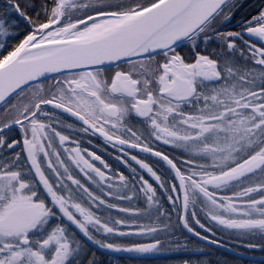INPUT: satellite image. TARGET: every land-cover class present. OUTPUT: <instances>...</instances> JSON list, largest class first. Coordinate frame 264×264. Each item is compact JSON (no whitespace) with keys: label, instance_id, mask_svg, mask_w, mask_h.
I'll return each instance as SVG.
<instances>
[{"label":"snow or ice","instance_id":"snow-or-ice-1","mask_svg":"<svg viewBox=\"0 0 264 264\" xmlns=\"http://www.w3.org/2000/svg\"><path fill=\"white\" fill-rule=\"evenodd\" d=\"M177 229L264 250V0H0V264Z\"/></svg>","mask_w":264,"mask_h":264},{"label":"flooded vegetation","instance_id":"flooded-vegetation-1","mask_svg":"<svg viewBox=\"0 0 264 264\" xmlns=\"http://www.w3.org/2000/svg\"><path fill=\"white\" fill-rule=\"evenodd\" d=\"M106 158L116 168H121V170H123L126 175L128 174V170L123 169L122 166L118 165L110 155L106 156ZM149 162H152V160ZM181 230L183 232L182 238H184L185 241L194 239L197 243L195 244L196 247L192 250H189L190 252L188 254H185L182 251L179 252V250L177 253H173L172 250L169 249L157 253L143 255L127 252H101V250L98 249L97 252L99 255H101L103 264H182L184 260L188 259H190L193 264H195L196 261L203 260L209 261L210 264H264V250L260 248L249 249L240 243H232L231 239H235V237L230 239L228 235H224L223 242L226 246L219 247L216 245L207 244L204 241H199L196 237L192 236V234L187 233L186 230ZM217 238H220V236L218 235ZM118 239L124 241H133V236L121 237ZM134 241L140 242L139 239H135Z\"/></svg>","mask_w":264,"mask_h":264},{"label":"trees","instance_id":"trees-1","mask_svg":"<svg viewBox=\"0 0 264 264\" xmlns=\"http://www.w3.org/2000/svg\"><path fill=\"white\" fill-rule=\"evenodd\" d=\"M247 2H248L249 5H252V4H255L257 2V0H247ZM249 10H250V8H246L244 10V12L241 13V15H243L246 12H248ZM155 159L156 158H154V157L151 158L152 161H154ZM135 206H137V205L133 204V207H135ZM140 206H142V205H140ZM145 222H147V221H145ZM182 233L183 232H182L181 229H177L175 235L180 239L181 243L187 244V248L186 249H181V250H179V252L182 251L185 254H188L190 252L189 250L194 249L196 247L195 244H197V243L195 242L194 239H190V241H187V240L185 241L184 238H182L183 237ZM135 239H139L140 242H147V241L151 240V237L150 236H133V241ZM169 250H172L173 253H177L178 252V250H173V249H169ZM188 260H190V259H188Z\"/></svg>","mask_w":264,"mask_h":264}]
</instances>
